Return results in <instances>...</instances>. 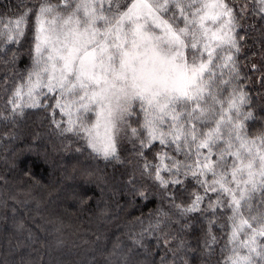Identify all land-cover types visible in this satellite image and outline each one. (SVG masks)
I'll list each match as a JSON object with an SVG mask.
<instances>
[{
	"label": "clouds",
	"instance_id": "obj_1",
	"mask_svg": "<svg viewBox=\"0 0 264 264\" xmlns=\"http://www.w3.org/2000/svg\"><path fill=\"white\" fill-rule=\"evenodd\" d=\"M0 264H264V0H0Z\"/></svg>",
	"mask_w": 264,
	"mask_h": 264
}]
</instances>
